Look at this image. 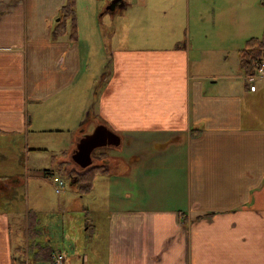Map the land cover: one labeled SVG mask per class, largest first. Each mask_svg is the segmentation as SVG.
I'll use <instances>...</instances> for the list:
<instances>
[{
    "label": "crops",
    "instance_id": "crops-1",
    "mask_svg": "<svg viewBox=\"0 0 264 264\" xmlns=\"http://www.w3.org/2000/svg\"><path fill=\"white\" fill-rule=\"evenodd\" d=\"M91 1L87 23L74 0L72 41L70 26L56 34L69 0H0V264L32 256L14 249L7 205L23 179L2 162H14V147L28 162L48 143L64 147L58 172L81 193L98 176L117 188L100 224L82 230L70 212L68 264H264V105L241 58L264 37V0H123L111 11L106 0L99 24L104 0ZM238 48L245 88L235 74L207 73L218 64L204 58ZM98 126L121 144L83 169L77 144ZM141 183L146 196L122 198ZM41 229L55 250L58 237Z\"/></svg>",
    "mask_w": 264,
    "mask_h": 264
},
{
    "label": "rangeland",
    "instance_id": "rangeland-1",
    "mask_svg": "<svg viewBox=\"0 0 264 264\" xmlns=\"http://www.w3.org/2000/svg\"><path fill=\"white\" fill-rule=\"evenodd\" d=\"M83 1H85L82 3L83 16L85 17V20L88 23L90 22L91 18H94V16H90L88 14L90 13V11L92 12L90 13L91 15L94 14V12L92 11L93 9L92 7H94L93 5L96 4L92 5L93 1L91 0H83ZM112 1L113 0H111V2ZM107 7H108L107 1L104 0L102 7L100 8L98 14L95 16L96 22L98 24L100 23L99 18L100 19L102 18V15ZM110 15L112 14L109 13V16ZM98 27L101 29L102 28L101 24L98 25ZM117 28L118 26H116V29ZM126 30L128 32L129 28ZM141 34H145V33H141ZM109 35H111V33H109ZM230 50H224L214 55L210 53H206L204 56L206 61L212 60L213 62V60H216L218 64V67L214 68L215 70H213L212 72H210V70H207L209 71L207 73H214V75H217V77H220L223 74L227 75L228 73L235 74L237 80L233 81V84H236L237 88H245L244 84L246 83V75L245 72L244 74L242 73L243 69H240L239 66V55H238L239 48L238 50L235 51L233 50L230 51ZM233 62H237V68L234 67V65L232 64ZM103 70H100L98 72L97 70L94 71V73L97 72L96 78L98 81H100V79H102L104 74L106 73ZM253 78L255 83L257 84V88L259 89L257 95L262 96L260 100L261 103L264 105V73L256 72ZM223 82L226 81H220L219 85L221 83L223 84ZM206 83L208 84V82ZM258 112L263 117V121H264V106L261 107ZM51 139L54 138L48 137L49 141ZM48 146L50 148L47 149V151L34 154V157H31L30 159L28 158V162H24L27 159L23 152L24 151L23 148L16 150V148L14 147L12 150L13 153L9 151L10 155L11 154L15 155L14 162H2L6 170H10L12 171V173L16 172L18 176L19 177L21 176L23 179L22 185L20 186L19 190H16L17 193L14 194V197L11 200V204L7 205V207H9L7 212L11 215L14 226V232H13L14 249L17 250L21 248L27 254V251L28 253L30 252L29 246H27L30 244V241L29 243H27L26 232L24 228L26 211L32 210L34 212L35 211L40 212V207H44V212L42 214L39 213L37 215L39 222H40V217L42 220V222L40 223V227L43 226V228L46 229L47 233L53 236L54 238L58 237L57 241L54 242L55 243L54 248L55 250L60 249L61 252L65 255L67 250L65 245H67L69 242L68 239L65 237V235H61V234L63 233L64 230L66 229L68 230L69 229L68 226H70L73 223L70 218V212L73 211L75 213L73 215V219L75 223L73 224H78V226L81 227L82 230H84L86 226L90 225V221H93L95 225H97V223L100 224L101 221H104V214L108 213V211H111L115 207L112 201V196H115L117 192V188L112 189L111 186L108 183H106L107 179H103L98 175H96L95 178L97 176L98 178H96V181L94 182L95 185L93 186L92 191L89 192L88 194L81 193L76 188H74V186L72 185V180L68 178V176H65L62 173L58 172L57 166L60 163L59 161L62 160V156H64V154L62 153V151H64L62 150L64 147L60 146L59 143H55V144L48 143ZM104 150L105 148L98 149L94 153V156H96L97 158L98 154H100ZM18 159L21 162H19ZM98 159H100V157ZM95 163L98 164L103 162H95ZM46 170L53 171L54 174L52 175L54 177L60 178L64 182V186L61 188V193L58 194L56 192L57 185L49 179L48 175L45 174ZM142 186L145 187L146 184L144 183H141L140 185L131 184L129 186L130 191L128 192V190H125L126 192L122 194V198L124 197V199L126 200V197L128 195L130 196V198H132L133 195L138 196L139 192L146 196L147 193L143 190ZM42 197L44 198L42 199ZM62 203L66 209L68 208V210H66L65 212H62L61 210L58 209L59 208L58 205ZM85 209L91 210V214L89 216H87ZM16 223H18V225ZM40 240L45 241V237L41 238ZM83 245L81 244V247ZM29 262L28 259H25L24 263L22 264H27V263L37 264L33 262V259L31 257L29 258ZM92 264H96V263H92Z\"/></svg>",
    "mask_w": 264,
    "mask_h": 264
},
{
    "label": "trees",
    "instance_id": "trees-1",
    "mask_svg": "<svg viewBox=\"0 0 264 264\" xmlns=\"http://www.w3.org/2000/svg\"><path fill=\"white\" fill-rule=\"evenodd\" d=\"M69 26L72 30L71 40L77 41V17L74 0H69L67 5L63 8L62 23L57 27L56 34H65ZM241 58L243 68L250 77H253L257 71L258 63L264 59V37L262 40H250L246 50L242 51ZM100 173H102V170L101 168H98V170L94 172V177ZM37 215L38 214L32 210L28 214V235L30 241V244L28 245L30 249L29 254L32 255L30 256L34 261H46L52 263L51 254L53 248L44 246L41 243L40 239L43 237V232Z\"/></svg>",
    "mask_w": 264,
    "mask_h": 264
},
{
    "label": "water",
    "instance_id": "water-1",
    "mask_svg": "<svg viewBox=\"0 0 264 264\" xmlns=\"http://www.w3.org/2000/svg\"><path fill=\"white\" fill-rule=\"evenodd\" d=\"M123 6V0H113L108 10ZM121 138L108 130L105 126H98L93 134L86 135L77 144V150L73 156L74 161L81 168L87 169L93 165V154L96 150L108 146L119 147Z\"/></svg>",
    "mask_w": 264,
    "mask_h": 264
},
{
    "label": "built area",
    "instance_id": "built-area-1",
    "mask_svg": "<svg viewBox=\"0 0 264 264\" xmlns=\"http://www.w3.org/2000/svg\"><path fill=\"white\" fill-rule=\"evenodd\" d=\"M257 72L259 73H264V61H261L258 63V67H257ZM249 82H251V91L255 92L256 91V86L255 84H253L254 78L251 77L249 79ZM49 179L54 182L58 188H57V192H61V188L64 186V182L58 178V177H54L52 174H48ZM51 259H52V264H67V258L66 256L59 250H53L52 254H51Z\"/></svg>",
    "mask_w": 264,
    "mask_h": 264
},
{
    "label": "bare ground",
    "instance_id": "bare-ground-1",
    "mask_svg": "<svg viewBox=\"0 0 264 264\" xmlns=\"http://www.w3.org/2000/svg\"><path fill=\"white\" fill-rule=\"evenodd\" d=\"M87 181V180H86Z\"/></svg>",
    "mask_w": 264,
    "mask_h": 264
}]
</instances>
